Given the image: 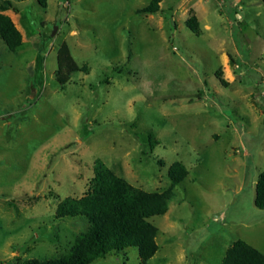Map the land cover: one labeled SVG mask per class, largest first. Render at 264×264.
I'll return each instance as SVG.
<instances>
[{
	"label": "rangeland",
	"instance_id": "374dc122",
	"mask_svg": "<svg viewBox=\"0 0 264 264\" xmlns=\"http://www.w3.org/2000/svg\"><path fill=\"white\" fill-rule=\"evenodd\" d=\"M151 1L14 0L5 11L24 43L11 51L0 36V264L70 252L89 222L57 209L87 194L98 159L146 191L167 189L177 161L188 175L151 218V259L130 247L91 264H221L239 239L264 253V1L138 12ZM63 44L85 70H60Z\"/></svg>",
	"mask_w": 264,
	"mask_h": 264
},
{
	"label": "trees",
	"instance_id": "16d2710c",
	"mask_svg": "<svg viewBox=\"0 0 264 264\" xmlns=\"http://www.w3.org/2000/svg\"><path fill=\"white\" fill-rule=\"evenodd\" d=\"M24 1V0H18ZM43 7L48 0H35ZM264 1V0H263ZM162 0H152L139 13H156ZM17 10L14 0H0V36L11 51L24 43L23 34L13 19L5 13ZM187 27L197 36L202 34L199 19L192 11ZM60 70L70 72L85 70L74 61L69 47L63 44L58 51ZM216 76L223 84L227 81L219 72ZM157 140L151 136V144ZM95 175L90 189L81 198L69 197L57 209V217H83L89 222L86 231L79 234L70 252L52 259H31L23 264H91L98 258L111 253H119L136 247L143 263L151 259L159 250L157 243L158 227L151 221L154 216L164 215L169 210V202L174 196V187L188 175L182 162H175L169 168L170 186L163 191H146L134 186L119 176L101 159L96 160ZM255 206L264 210V170L256 184ZM221 264H264V253L245 240L239 239L226 250Z\"/></svg>",
	"mask_w": 264,
	"mask_h": 264
},
{
	"label": "water",
	"instance_id": "95a60500",
	"mask_svg": "<svg viewBox=\"0 0 264 264\" xmlns=\"http://www.w3.org/2000/svg\"><path fill=\"white\" fill-rule=\"evenodd\" d=\"M56 30H57V29H55V31L53 32V35H55V33H56Z\"/></svg>",
	"mask_w": 264,
	"mask_h": 264
}]
</instances>
